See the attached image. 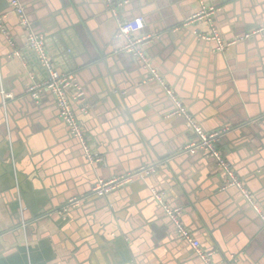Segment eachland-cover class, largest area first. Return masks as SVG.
I'll list each match as a JSON object with an SVG mask.
<instances>
[{
	"label": "crops",
	"instance_id": "crops-1",
	"mask_svg": "<svg viewBox=\"0 0 264 264\" xmlns=\"http://www.w3.org/2000/svg\"><path fill=\"white\" fill-rule=\"evenodd\" d=\"M20 2L55 67L80 83L74 108L88 105L78 121L104 162L87 161L52 92L26 91L46 71L0 2V264H206L180 240L152 188L183 208L211 264H264V225L236 187L222 188L212 158L186 151L195 133L170 115L173 102L142 63L118 51L125 40L105 0ZM202 2L214 14L190 19ZM119 15L143 17L142 33L156 34L147 58L206 131L225 130L216 145L264 211V39L218 52L215 40L197 37L212 27L225 39L258 29L264 0H130ZM151 165L127 185L92 194L99 178ZM72 198L80 205L59 214Z\"/></svg>",
	"mask_w": 264,
	"mask_h": 264
},
{
	"label": "built area",
	"instance_id": "built-area-1",
	"mask_svg": "<svg viewBox=\"0 0 264 264\" xmlns=\"http://www.w3.org/2000/svg\"><path fill=\"white\" fill-rule=\"evenodd\" d=\"M6 1L8 2L10 10L17 16L18 26L25 30V49L35 53L38 63L46 71V78L41 81H32L26 91L31 93L33 97L37 95L38 91L40 92L43 89L52 92L55 98L59 118L67 126L71 136L79 141L87 161L91 164L103 163L104 157L97 152H93L78 121L77 114L86 113L88 105L82 103L78 110L74 108V102L81 100L84 95L82 87L76 76L72 73L60 71L55 67L52 58L47 52L45 35L32 29L31 23L25 13V7L20 0ZM129 1L130 0H105L108 10L117 22L115 36L125 40V43L119 47L118 51L132 54L149 71V78L157 81L164 87L166 95L171 99L174 105L170 115L182 117L186 126L196 135V141H193L189 145L185 146L186 151L195 153L199 150L203 151L208 157H211L223 174L224 181L222 188L236 187L241 193L242 198H244L248 205L253 209L261 223L264 225L263 209L258 203H256L253 194L244 185L243 181L238 177L232 166L226 161L225 157L216 145L217 137L225 130L211 132L206 131L189 113L187 107L176 95L174 90L165 85L162 77L159 75L156 68L152 66L144 51L146 44L149 43L156 36V34L142 33L144 28L143 17L133 16L126 19H122L120 17L119 9ZM202 4L201 10L197 14L191 16L190 19H204L210 17L216 11L214 6L210 5L206 7L203 2ZM1 20L2 18L0 17V24ZM0 28L1 32L4 35H7L5 28L1 26ZM210 30L211 31L208 33H198L197 37L203 41L215 40L217 43L214 48L215 51L218 52L239 41L246 40L252 35L260 34L264 39V25L252 32L245 33L233 39H225L223 35H221V33L213 27ZM2 94L6 96L4 90H2ZM154 170L155 166L151 165L148 167H141L137 171L126 173L117 177L109 179L99 178L94 183L92 194L96 196H104L118 187L127 185L135 176L143 173L148 174ZM151 195L154 201L161 207L164 215L173 224L180 240L187 243L195 251L196 255L206 264H211L210 255L212 252L205 251L200 241L196 239L190 229L185 226L182 220L183 208L181 206L168 203L166 200V193L163 190L152 188ZM80 202L81 199L78 198L69 199L66 204L62 205L57 210V212L59 214L65 213L72 207L80 205Z\"/></svg>",
	"mask_w": 264,
	"mask_h": 264
},
{
	"label": "water",
	"instance_id": "water-1",
	"mask_svg": "<svg viewBox=\"0 0 264 264\" xmlns=\"http://www.w3.org/2000/svg\"><path fill=\"white\" fill-rule=\"evenodd\" d=\"M0 2H4L7 6H8V2L6 1V0H0ZM26 13V12H25ZM28 17V16H27ZM28 20H29V18H28ZM30 21V20H29ZM256 35H259V36H261L260 34H256ZM253 36V35H252ZM251 37V36H250ZM47 42H48V40H47ZM153 66V65H152ZM3 98V97H2ZM4 99V98H3ZM211 158V157H210ZM253 210V209H252Z\"/></svg>",
	"mask_w": 264,
	"mask_h": 264
}]
</instances>
